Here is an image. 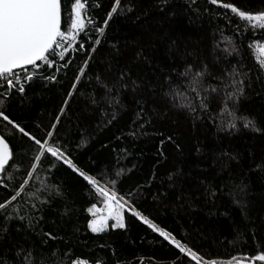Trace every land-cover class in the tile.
<instances>
[{
	"label": "snow or ice",
	"instance_id": "obj_1",
	"mask_svg": "<svg viewBox=\"0 0 264 264\" xmlns=\"http://www.w3.org/2000/svg\"><path fill=\"white\" fill-rule=\"evenodd\" d=\"M121 3L122 0H114L113 6L101 23L90 15L87 0H71L67 21L62 19V0H0V119L27 139L28 148L16 151L22 153L21 162L25 158L31 160L22 184L14 191L10 190V195L0 201V264H133L132 260L122 259L116 248L107 242L99 244L98 247L108 250L111 259L99 254L94 258L73 257L74 245L61 252L59 244H69L71 240L77 239L76 234L79 231L75 226L71 233L59 230L63 227V218L70 216L71 209L66 203L63 205L62 223L56 225V228H49L46 231L42 224L44 213L51 208L55 199L64 195L60 191V186L57 185L52 189L46 177L39 181L40 188L35 192L26 193L29 183L38 178V168L42 166L41 160L45 156L53 158V167L55 162H60L77 172L83 181L87 182L90 195L101 202L102 206L98 207L97 203H92L87 208L92 219L87 222L86 228L92 234H103L110 228L126 230L125 213L127 212L142 221L153 232L158 233L169 244L174 245L180 254L190 257L196 264H201L202 257L197 251L142 214L136 203L138 198L136 193L132 191L122 193L117 188L128 169L117 167L114 174L107 171L89 174L73 163L68 149L64 147L66 138L61 137L57 129L64 121L71 124L72 118L68 115L71 111L69 101L74 96L81 95L85 87L92 88L87 94L88 103L92 106L91 114L98 115L101 120V123L96 125V130L119 123L128 110V104L124 101L125 96L133 101L132 119L127 128H121L119 135L115 136V140L121 143L125 139L135 141L147 135L149 128L155 127L153 121L164 118L166 113L159 107H149L150 102L152 105L171 102L173 106H177V93L174 87L178 81L174 77L182 78L179 81L182 85L186 82V87L182 89V99L185 102L179 106L187 112L193 126L197 122L201 124L210 122L228 137L238 135L244 130L264 135V125H261L255 116L241 110L249 91L256 88L264 90V35L248 43L249 49L255 45L259 53L255 58V67L245 65L241 51L242 43H237L238 40L243 41L249 27L254 37L257 32L264 33V10L251 12L242 10L231 2L206 0L208 4L230 10L237 18L236 24H233L232 19L229 18L225 21V27L219 28L224 47L221 48V42L214 44V48L222 51L226 57L235 56V64L222 63L218 56H214L210 63L185 61L182 65H173L163 75V79L157 77L155 80H149L143 75H133L132 65L150 62V58L141 48H137L129 61L122 63L121 57L125 49L118 43L110 44L108 52L110 59L101 61L104 64L102 68L97 67L96 56L99 55L101 38L105 37L113 15H123L137 10L138 0H124L123 6ZM169 3L170 0H158V10L176 15L177 10L169 9ZM183 4L184 7L179 12L185 14L190 23L194 18L199 19L208 11L205 8L203 13L201 12L199 0H183ZM94 7H100L99 0H95ZM118 9H120L119 13ZM189 13L191 15H188ZM239 22L246 24L243 31ZM228 26H231L233 31L225 36ZM86 43L87 47H85ZM104 43L108 41L105 39ZM127 43L126 41L125 44ZM175 43L173 40L170 48L174 47ZM70 50L73 54L83 53L82 63L77 66L73 79L68 83L64 102L54 116L53 122L45 131V135L38 137L6 114L5 109L8 108L10 111L9 106L13 100L26 102L29 99L26 89L34 87L38 82H43L45 86L60 83L58 76L62 72L67 75L69 66L73 62L72 58L65 60V55ZM43 66H47L48 69L54 68L55 71L42 73L39 69ZM77 130H79L78 125ZM159 135L162 136L163 133ZM87 139L88 137L82 139L81 145L85 144ZM166 140L175 143L172 136H167ZM163 143L164 141H161V145ZM102 146L108 147V145ZM175 147L177 150L181 148L179 144H175ZM195 151L201 154L199 146ZM111 152L115 165L118 166L121 154L126 156L128 149L121 147L117 151V148L113 147ZM158 155L166 159L162 147ZM240 158L239 152L221 148L219 151L214 149L210 158L206 157L209 159L207 166L202 167L198 164L197 168L202 173L211 172V178L208 175L198 178L194 191L180 194L187 198L188 207L193 206L194 194H198L197 199L203 196L204 202L212 205H215L219 198L227 196L233 204L240 207L245 219H250L247 201L250 182H247V173L264 176V156L256 160L250 153L249 167L237 182L236 177L243 167L240 165ZM233 163L238 166L237 169L232 168ZM6 166H9L7 170ZM19 167L20 165L15 161L13 147L4 136L0 135V189H9V184L5 181H12ZM51 171L50 168V174ZM224 173L227 174L228 179L223 178ZM176 176L182 178L183 174L177 169L175 173L168 175V179L172 181ZM218 178L219 182L216 183ZM156 179V173L153 172L151 181ZM148 186L150 187V183ZM225 189H228L227 192ZM22 194L26 196L23 201H21ZM154 199L158 200L159 195L154 196ZM110 221L113 223L110 224ZM238 239L239 234L230 243ZM50 241L55 243V247H49ZM177 259L180 257L178 256ZM256 262H264V251L254 253L248 260V264H256ZM233 264H242V262L233 258Z\"/></svg>",
	"mask_w": 264,
	"mask_h": 264
},
{
	"label": "trees",
	"instance_id": "obj_2",
	"mask_svg": "<svg viewBox=\"0 0 264 264\" xmlns=\"http://www.w3.org/2000/svg\"><path fill=\"white\" fill-rule=\"evenodd\" d=\"M94 2L95 0H87L90 15L102 23L106 13L113 6L114 0H99V8L94 7ZM222 2L234 3L242 10L251 12L264 10V0H222ZM70 3L71 0H62L64 21L68 19ZM123 4L124 0L121 6ZM157 4L158 0H138L135 12L113 15L105 37L101 38L102 43L98 48L99 55L96 56L97 67L102 68L104 64L101 61L110 59L108 52L110 44L113 43H118L125 49L121 57L122 63L129 61L137 48L143 49L144 54L150 58V62L132 65L133 75H143L149 80H155L157 77L163 79V75L173 65H182L185 61L210 63L214 56H218L222 63L235 64V56L226 57L222 51L214 48L215 43L222 41L219 28L225 27V21L230 18L233 24L238 22L230 10L223 9L219 5L208 4L206 0H199L201 12L203 13L205 8L208 11L203 13L199 19L194 18L190 23L187 16L179 12L184 7L183 0H170L168 8L177 10L176 15H171L167 11H159ZM119 11L120 9L118 13ZM239 23L243 31L246 24ZM63 28L62 23V30ZM232 31L231 26H228L224 33L225 36L231 34ZM261 35L264 33L257 32L254 37L249 27L243 41H237L238 44L242 43L241 51L244 63L248 67L256 66L255 58L258 56L255 45L249 49L248 43L260 38ZM105 39L108 43H104ZM173 40L176 42L175 46L170 48ZM126 41L127 44H125ZM223 47L224 44L221 42V48ZM176 49L179 51L177 52ZM82 55L83 53L79 52L73 54L71 50L66 53L65 60L72 58L73 62L69 66L67 75L62 72L58 76L61 82L46 86L43 82H38L34 87H28L26 94L29 99L24 103L13 100L9 106L10 111L8 108L5 109L6 114L38 137L44 136L64 102L68 83L73 79L77 66L82 63ZM39 71L51 73L55 69L43 66ZM174 78L178 81L174 87L177 93V106H173L171 102H162L158 105H152L150 102L149 107H159L166 115L163 119L153 121L155 127L149 128L147 135L135 141L125 139L123 143L116 141L115 136L119 135L121 128H127L132 119L133 101L125 96L124 101L128 104V110L119 123L109 128L96 130V125L101 123V120L98 115L91 114L92 106L87 100V94L92 91V88H83L81 95L74 96L69 101L71 111L68 115L72 118L71 124L64 121L57 129L61 137L66 138L64 147L68 149L73 163L89 174L105 171L114 174L117 167L128 169L129 171L121 178L117 188L122 193L129 191L136 193L138 197L136 203L142 214L148 216L158 227L170 232L176 239L197 251L202 257L201 264L213 261L233 262V258L249 260L254 253L264 251V176L258 173H247V182H250L247 197L250 219L247 220L240 207L233 204L227 196L219 198L217 203L212 205L205 203L203 196L197 199L198 194H194L193 206L188 207L187 198L180 194L194 191L198 178L205 175L211 178V172L202 173L197 165L207 166L209 159L206 157L210 158L214 149L219 151L221 148H228L230 151L241 154L240 165L243 167L236 177L238 182L239 177L244 176L249 167V154L251 153L256 160L264 156V135L244 130L238 135L228 137L223 132H219L210 122L203 124L197 122L193 126L187 112L179 106L185 102L182 99V89L186 87V82L182 85L179 83L182 78ZM241 110L255 116L259 123L264 125V90L256 88L249 91ZM77 125L79 130H77ZM0 135L4 136L13 147L15 161L20 165L19 170L14 173L13 180L5 181L9 184V189H0V201H2L10 195V190L14 191L22 184L27 176L31 160L25 158L21 162L22 153L16 150L27 149V139L2 119H0ZM167 136L174 137L175 143L167 141ZM85 137H88L87 142L81 145L80 142ZM161 141H164L162 145ZM175 144L181 146L180 150H177ZM102 145H108V147ZM197 146L200 147L201 154L195 151ZM113 147H116L117 151L121 147L128 149L126 156L121 154L118 166L112 158L111 149ZM161 147L166 159L158 155ZM41 165L38 168V178L29 183L26 193L35 192L41 187L39 181L46 177L52 189L59 185L60 191L64 193L62 197L55 199L51 208L44 213L42 221L44 229L47 231L62 223L61 213L65 203L71 209V213L70 216L63 218V227L59 230L71 233L74 226L79 229L76 234L77 239L71 240L69 244H59L61 252L74 245L72 247L73 257L94 258L99 254L111 259L108 250L98 247L99 244L107 242L116 248L122 259L132 260L133 264H196L190 257L180 254L174 245L169 244L158 233L153 232L142 221L127 212L125 213L126 230L110 228L106 233L92 234L86 228L87 222L92 219L87 208L92 203H97L98 207L102 204L96 197L90 195L86 186L87 182L83 181V178L67 165L55 162L53 167V158L45 156L41 160ZM8 167L6 166V170ZM237 167L233 163L232 168L237 169ZM50 168L52 169L51 174L49 173ZM177 169L183 174L182 178L176 176L170 181L168 175L175 173ZM153 172L157 176L155 181H151ZM222 175L224 179H228L226 173ZM218 182L219 178L216 183ZM138 185L144 187H137ZM227 190L225 189L226 192ZM156 195H159L158 200L154 199ZM24 199L26 196L22 194L21 201ZM52 221L56 223L53 224ZM238 234L239 239L230 243ZM49 247H55V243L50 241ZM178 256L180 259H177ZM256 264H264V262H256Z\"/></svg>",
	"mask_w": 264,
	"mask_h": 264
},
{
	"label": "rangeland",
	"instance_id": "obj_3",
	"mask_svg": "<svg viewBox=\"0 0 264 264\" xmlns=\"http://www.w3.org/2000/svg\"><path fill=\"white\" fill-rule=\"evenodd\" d=\"M259 55V53H258ZM110 224L113 223L112 221L109 222ZM242 262V264H248V260H237ZM208 264H213V262H210ZM215 264H233V262H215Z\"/></svg>",
	"mask_w": 264,
	"mask_h": 264
}]
</instances>
